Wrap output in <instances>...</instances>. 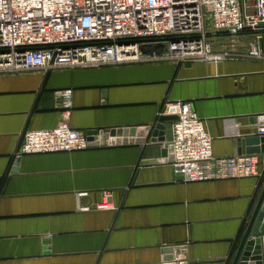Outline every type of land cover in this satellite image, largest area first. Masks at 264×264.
Masks as SVG:
<instances>
[{
  "label": "crops",
  "instance_id": "1",
  "mask_svg": "<svg viewBox=\"0 0 264 264\" xmlns=\"http://www.w3.org/2000/svg\"><path fill=\"white\" fill-rule=\"evenodd\" d=\"M208 39L215 53L236 47L216 64L0 74V264H166L162 249L181 246L183 264H228L261 178L186 184L162 162L161 145L149 143L168 101L191 104L216 158L240 156V143L251 138L264 115V39L261 60L246 57L249 35ZM62 89L72 90V128H149L132 137L143 142L17 156L27 131L59 124L53 92ZM170 129L167 123L166 141ZM255 155L262 173L264 154ZM104 192L117 211L96 209ZM43 238L51 240L49 255Z\"/></svg>",
  "mask_w": 264,
  "mask_h": 264
},
{
  "label": "built area",
  "instance_id": "2",
  "mask_svg": "<svg viewBox=\"0 0 264 264\" xmlns=\"http://www.w3.org/2000/svg\"><path fill=\"white\" fill-rule=\"evenodd\" d=\"M212 33L249 35L246 57L261 60L264 0H253L248 7L242 0H0V74L132 63L216 64L232 54L213 52ZM53 98L61 121L53 129L27 131L17 156L91 148L85 132L69 123L72 90H55ZM159 116L177 118L171 122L170 165L182 182L263 178L258 155L213 156L212 138L189 102L168 101ZM256 119V135L263 137L264 115ZM96 209L117 211L111 192H104ZM183 250L175 248L171 263H183Z\"/></svg>",
  "mask_w": 264,
  "mask_h": 264
},
{
  "label": "water",
  "instance_id": "3",
  "mask_svg": "<svg viewBox=\"0 0 264 264\" xmlns=\"http://www.w3.org/2000/svg\"><path fill=\"white\" fill-rule=\"evenodd\" d=\"M142 52L150 53V51L144 49H142ZM156 52L159 54L160 50H156ZM176 119V116H159L158 122L149 138L150 144L161 145L160 158L163 159L162 162L164 163H170L173 159L171 154V144L169 141L165 140V126L167 123H171ZM144 131H147L148 133L149 128L141 131L136 130V128H113L107 132H104V130L93 129L85 131V134L88 136L89 146L96 147L123 145L133 142L141 143L144 140L143 138L132 140V137L136 134L139 136L141 133H144ZM127 135H129V138H126L128 137ZM248 137L251 138H246L242 142L240 141V155L264 154V136L259 137L256 135V126L253 133H251V136ZM17 161L18 158H16L15 161L16 165ZM256 195V202L253 206L246 228L236 246L234 254L229 259L228 264H264V175L260 181ZM50 242L51 240L49 238H43L42 244L45 246V252L43 255H49L48 246L50 245ZM162 251L163 262L166 264H173L171 261L173 259L174 249L172 247H166L162 249ZM221 264H223V262H221Z\"/></svg>",
  "mask_w": 264,
  "mask_h": 264
},
{
  "label": "rangeland",
  "instance_id": "4",
  "mask_svg": "<svg viewBox=\"0 0 264 264\" xmlns=\"http://www.w3.org/2000/svg\"><path fill=\"white\" fill-rule=\"evenodd\" d=\"M234 46L236 47V45H234ZM229 47L231 48V46H230V45L228 46V48H229ZM226 50H227V51H232L233 49H232V50H228V49H226Z\"/></svg>",
  "mask_w": 264,
  "mask_h": 264
},
{
  "label": "trees",
  "instance_id": "5",
  "mask_svg": "<svg viewBox=\"0 0 264 264\" xmlns=\"http://www.w3.org/2000/svg\"><path fill=\"white\" fill-rule=\"evenodd\" d=\"M131 42H136V41L135 40L134 41L132 40Z\"/></svg>",
  "mask_w": 264,
  "mask_h": 264
}]
</instances>
